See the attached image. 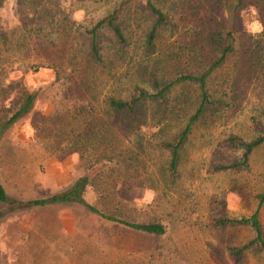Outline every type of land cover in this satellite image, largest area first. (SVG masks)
<instances>
[{
  "label": "rangeland",
  "instance_id": "1",
  "mask_svg": "<svg viewBox=\"0 0 264 264\" xmlns=\"http://www.w3.org/2000/svg\"><path fill=\"white\" fill-rule=\"evenodd\" d=\"M96 1L75 3L71 9L81 10L69 23L81 22L86 14L105 15L120 0ZM144 3L137 0L133 6ZM31 12L23 0H6L0 8V26L11 43L20 42L24 34L18 31L19 22L28 29ZM51 13L53 28L66 13L58 7ZM225 16L232 19L229 11ZM240 18L244 31L260 29L252 8ZM39 27V50H32L37 42L30 34H25L24 49L14 43L7 51L0 48V58L14 59L12 66L18 69L8 80H20L37 91L30 113L0 139V185L8 198L0 203V264H263L249 252L233 256L251 239L249 230L220 227L216 221L250 215L254 196L264 192V145L251 155L247 169L220 170L240 157L239 150L225 144L229 135L250 141L264 129V87L251 85L243 91L229 118L212 127L197 125L181 152L176 183L164 186L160 169L167 155H141L132 137L110 125L104 103L108 86L91 85L84 92L82 85L73 83L77 68L69 59L75 56L74 64L82 61L81 43L75 41L70 54L50 27L44 22ZM28 61L42 67L29 70L22 65ZM51 66L60 68L62 84H52ZM80 108L82 114L77 113ZM104 156L113 162H103ZM90 171L94 175L86 201L98 213L75 204L26 205L63 192ZM143 182L154 189L139 188ZM259 220L264 233V205ZM122 221L158 223L165 233L150 235Z\"/></svg>",
  "mask_w": 264,
  "mask_h": 264
},
{
  "label": "trees",
  "instance_id": "2",
  "mask_svg": "<svg viewBox=\"0 0 264 264\" xmlns=\"http://www.w3.org/2000/svg\"><path fill=\"white\" fill-rule=\"evenodd\" d=\"M5 1L0 0V8ZM54 1L56 4L52 0H23V3L29 2L32 11L31 27L24 29L19 22L18 31L24 35L19 37L20 42L11 43L9 33L0 26V48L7 51L14 43L24 49L25 34H30L37 42L32 50H39L41 22L59 35L63 48L70 54L73 43L79 41L84 47L82 61L74 64L71 61L76 57L69 59L77 68V79L73 78V83L82 85L84 92L91 90V85L108 86L110 91L104 103L110 125H116L117 131L132 137L141 155L148 156L153 151L167 155L160 169L164 186L176 183L181 152L197 125L212 127L229 118L233 104L243 91L251 85L264 87V0H145L143 6H133L137 0H120L105 15L86 14L79 23H69L70 17L81 10L71 7L78 2L92 4L96 0ZM56 7L66 14L61 15L58 26L51 28L55 21L51 12ZM247 8L257 14L260 25L257 32L249 33L241 28V12ZM228 11L230 21L225 16ZM21 13L22 8H19ZM23 23L26 24L24 20ZM28 41L29 45L33 44ZM47 43L53 44L50 40ZM14 62V59L0 58V139L8 128L30 113L37 94L20 80H8V74L18 70L12 66ZM22 65L34 72L42 67L30 61ZM51 69L52 84H62L60 68L51 66ZM262 98L264 100V93ZM77 113L82 114V108ZM225 144L241 153L237 161L220 170L243 171L248 168L251 155L264 145V129L250 141L229 135ZM104 157L101 160L105 163L114 160ZM92 174L90 171L82 175L63 192L27 201L26 205L75 204L98 213L86 201ZM139 188L154 189L144 182ZM7 200L0 185V203ZM254 201L250 215L224 216L216 223L224 228L249 230L251 239L237 248L233 256L238 259L249 252L264 264V233L259 220L264 192L256 193ZM120 223L150 235L165 233L158 223Z\"/></svg>",
  "mask_w": 264,
  "mask_h": 264
}]
</instances>
